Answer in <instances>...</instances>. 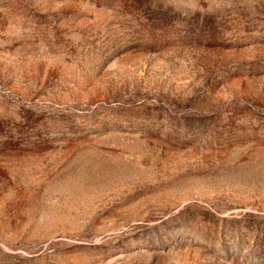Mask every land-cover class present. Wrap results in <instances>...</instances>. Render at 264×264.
Masks as SVG:
<instances>
[{"label":"rangeland","instance_id":"obj_1","mask_svg":"<svg viewBox=\"0 0 264 264\" xmlns=\"http://www.w3.org/2000/svg\"><path fill=\"white\" fill-rule=\"evenodd\" d=\"M0 264H264V0H0Z\"/></svg>","mask_w":264,"mask_h":264}]
</instances>
